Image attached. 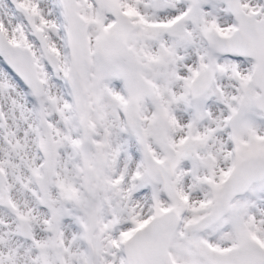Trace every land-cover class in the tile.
Returning <instances> with one entry per match:
<instances>
[{"label":"snow or ice","instance_id":"snow-or-ice-1","mask_svg":"<svg viewBox=\"0 0 264 264\" xmlns=\"http://www.w3.org/2000/svg\"><path fill=\"white\" fill-rule=\"evenodd\" d=\"M0 264H264V0H0Z\"/></svg>","mask_w":264,"mask_h":264}]
</instances>
